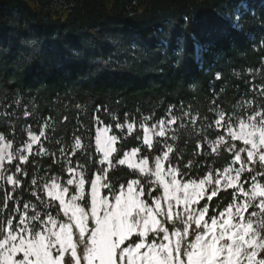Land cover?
<instances>
[{
	"label": "snow or ice",
	"instance_id": "6c2138e0",
	"mask_svg": "<svg viewBox=\"0 0 264 264\" xmlns=\"http://www.w3.org/2000/svg\"><path fill=\"white\" fill-rule=\"evenodd\" d=\"M249 83L239 111L214 101L211 119L99 106L112 123L93 115L102 126L53 151L51 117L19 146L0 132V264H264V82Z\"/></svg>",
	"mask_w": 264,
	"mask_h": 264
},
{
	"label": "trees",
	"instance_id": "16d2710c",
	"mask_svg": "<svg viewBox=\"0 0 264 264\" xmlns=\"http://www.w3.org/2000/svg\"><path fill=\"white\" fill-rule=\"evenodd\" d=\"M261 40L264 0H0V132L14 127L19 146L27 126L38 133L51 117L44 144L53 151L81 125L94 132L93 115L112 123L99 106L150 123L170 106L178 118L211 119L214 101L239 111L249 81L264 82Z\"/></svg>",
	"mask_w": 264,
	"mask_h": 264
},
{
	"label": "rangeland",
	"instance_id": "374dc122",
	"mask_svg": "<svg viewBox=\"0 0 264 264\" xmlns=\"http://www.w3.org/2000/svg\"><path fill=\"white\" fill-rule=\"evenodd\" d=\"M100 126H102V125H100Z\"/></svg>",
	"mask_w": 264,
	"mask_h": 264
}]
</instances>
